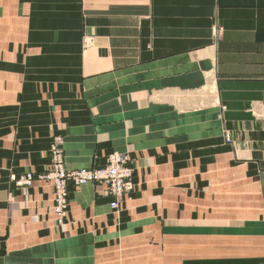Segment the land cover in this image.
Segmentation results:
<instances>
[{
    "label": "crops",
    "instance_id": "0c3cea01",
    "mask_svg": "<svg viewBox=\"0 0 264 264\" xmlns=\"http://www.w3.org/2000/svg\"><path fill=\"white\" fill-rule=\"evenodd\" d=\"M56 141L130 157L117 211L14 183ZM0 264H264V0H0Z\"/></svg>",
    "mask_w": 264,
    "mask_h": 264
},
{
    "label": "built area",
    "instance_id": "2783aa9c",
    "mask_svg": "<svg viewBox=\"0 0 264 264\" xmlns=\"http://www.w3.org/2000/svg\"><path fill=\"white\" fill-rule=\"evenodd\" d=\"M226 141L231 142V136L226 134ZM51 166L48 170L35 176L27 174L21 178L12 177L20 187H30L35 179L51 183L54 188V214L58 223H64L68 213L71 191L87 185L105 187V195L112 199L110 208L117 211L122 201L133 189V171L130 159L126 154L113 156L102 166L80 169H66L62 164L60 148L54 144L51 149Z\"/></svg>",
    "mask_w": 264,
    "mask_h": 264
},
{
    "label": "rangeland",
    "instance_id": "374dc122",
    "mask_svg": "<svg viewBox=\"0 0 264 264\" xmlns=\"http://www.w3.org/2000/svg\"><path fill=\"white\" fill-rule=\"evenodd\" d=\"M87 44L84 42V46H86ZM216 132V130H214V129H211V130H208V135H210V136H213L214 135V133ZM228 132H226L225 133V135H224V139H225V143L226 144H228L229 145V143L226 141V134H227ZM229 134V133H228ZM230 135V134H229ZM231 136V135H230ZM55 145L56 146H58L59 148H60V144L58 143V141H56L55 142ZM60 152H61V156H62V164H63V166L66 168V169H68V170H72V169H69L68 167H67V165H66V162H65V160H64V156L62 155V151H61V149H60ZM121 154H123V153H118V152H116V153H114V154H112L110 157H109V159H108V161H106L104 164H106V163H108L109 162V160L113 157V156H115V155H121ZM129 159H130V157H129ZM51 160H52V158H51ZM130 166H131V169H132V171H133V177H134V167H133V162L131 161V159H130ZM47 183V182H46ZM18 186V185H17ZM20 187V186H19ZM133 188H134V183H133ZM132 191H133V189H132ZM132 191H131V193H132ZM130 193V194H131ZM129 194V195H130Z\"/></svg>",
    "mask_w": 264,
    "mask_h": 264
}]
</instances>
